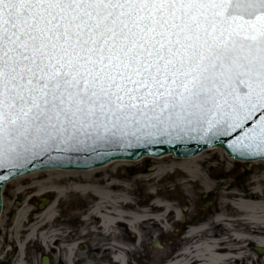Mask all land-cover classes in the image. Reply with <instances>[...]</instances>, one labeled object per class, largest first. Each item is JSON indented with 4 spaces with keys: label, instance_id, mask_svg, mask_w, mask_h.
I'll return each mask as SVG.
<instances>
[{
    "label": "snow or ice",
    "instance_id": "obj_1",
    "mask_svg": "<svg viewBox=\"0 0 264 264\" xmlns=\"http://www.w3.org/2000/svg\"><path fill=\"white\" fill-rule=\"evenodd\" d=\"M193 124L264 159V0H0V162Z\"/></svg>",
    "mask_w": 264,
    "mask_h": 264
},
{
    "label": "rangeland",
    "instance_id": "obj_2",
    "mask_svg": "<svg viewBox=\"0 0 264 264\" xmlns=\"http://www.w3.org/2000/svg\"><path fill=\"white\" fill-rule=\"evenodd\" d=\"M228 158L221 149L203 154L195 168L210 187L203 185L201 181H197L194 186L189 184L188 186H192L190 195H187L185 190L186 173L179 166H176L173 171H169V164L172 160L169 157L163 161L143 158L138 162L127 163L117 168L111 166L103 171L95 172L91 183L87 180L84 181L89 185L104 189L106 182L116 180L119 188L118 193H128L133 206L137 209H147L157 199L176 206L175 209L181 214L177 222L169 223L168 216L160 226L144 224L141 230L142 244L137 263L151 264L152 261H155V264H164L169 252L176 254L183 247L182 239L189 228L207 222L215 212L220 210L227 212V214L225 213L227 216H232L230 218H235L233 203L236 202L238 195L254 193L253 191L258 188V192L264 196V162L249 163L234 159L231 161ZM75 181L77 179L73 177L62 179L61 186H73ZM34 182H40L42 187L49 186L46 175H41L37 179L8 182L2 191L0 264H12L16 260L18 261L20 250L12 243L13 223L17 211L24 204L30 211L23 221V231L19 234V239L24 241L27 229L33 223V218L40 213L39 206L42 200L48 199L52 202L55 198V195L50 192L41 196L37 195V190L31 188ZM92 201L91 192L82 193L70 189L65 197L57 202L55 217L52 222L47 224L46 230L59 229L60 223L67 222L66 219L70 216H76L71 214L70 208L90 207ZM163 213L162 210L155 211L156 215ZM91 216L93 217V215ZM169 226H171L170 231ZM177 231L179 232L177 233ZM157 242L159 244L155 245ZM56 249V247H45L39 242L32 241L23 250L25 264H41L43 256L50 258V264H61L62 258L59 257ZM253 253L256 256L262 255L256 249H253ZM96 263L105 264L104 261ZM111 263L114 264V262Z\"/></svg>",
    "mask_w": 264,
    "mask_h": 264
},
{
    "label": "bare ground",
    "instance_id": "obj_3",
    "mask_svg": "<svg viewBox=\"0 0 264 264\" xmlns=\"http://www.w3.org/2000/svg\"><path fill=\"white\" fill-rule=\"evenodd\" d=\"M216 149L220 148L210 147L189 158L165 154L154 157V159L163 161L165 158H171L169 171H173L176 166L181 167L187 178L185 190L187 195H190L192 186H188L189 184L194 186L197 181H201L203 185L210 187L195 167L203 154ZM222 152L224 151L222 150ZM228 159L233 160L232 158ZM138 161L140 160H113L104 166L87 171L43 169L8 181L11 183L19 180L37 179L41 175H46L48 187H42L40 182H34L31 188L36 189L39 196L49 192L55 195L54 200L49 202L45 208L40 209L39 215L33 218V223L28 227L24 241L19 239V234L23 231V221L30 211L26 208V204L17 211L13 223L12 243L14 247H19L22 256L24 247L32 241L39 242L45 247L55 248L56 246L53 244L63 245L64 240L68 238L62 234L63 229L46 230L47 224L52 222L55 217L56 204L65 197L70 189L82 193L89 191L92 193L93 201L88 216L93 215L91 219L98 224L97 228L100 230V234L107 240V255L114 249V264H140L136 259L130 260L128 252L132 245L135 254L138 244H142V226L144 224L160 226L168 216L169 223L174 224L181 216L175 209L176 206L157 199L147 209H137L133 206L128 193H118L119 188L116 180L106 182L104 189H99L84 181L87 180L91 183V178L97 171H103L111 166L117 168ZM259 161L264 162L261 159L255 160L253 163ZM71 177L77 179L73 182V186H61L62 179ZM253 192L243 196L238 195L236 202L233 203L235 218H230L232 216H227V212L220 210L215 212L207 222L189 228L182 239L183 247L176 254L169 252V256H166L168 261L166 260L164 264H264V196L258 192V188ZM159 210L164 213L156 215L155 211ZM75 245L72 243L63 246L68 257L62 259L61 264H79L72 257L76 253ZM253 249L260 250L262 255L256 256ZM18 262V264H25L21 258ZM88 263L97 264L95 260L80 264ZM105 264L112 263L108 260ZM151 264H155V261H152Z\"/></svg>",
    "mask_w": 264,
    "mask_h": 264
},
{
    "label": "water",
    "instance_id": "obj_4",
    "mask_svg": "<svg viewBox=\"0 0 264 264\" xmlns=\"http://www.w3.org/2000/svg\"><path fill=\"white\" fill-rule=\"evenodd\" d=\"M89 131V135L80 134L76 138L69 136L29 147L20 157L0 162V214L4 185L11 179L38 170L87 171L113 160L136 161L144 156L160 157L165 154L189 158L210 147L222 148L231 158L246 161L262 159L254 148L240 145V137L233 139L232 135L215 128L209 130L207 125L201 127L193 124L182 131L157 133L151 130L152 134L137 132L135 135L130 134L131 130L113 134L103 127ZM46 202H42L40 209L44 208ZM42 264H49L47 257L43 258Z\"/></svg>",
    "mask_w": 264,
    "mask_h": 264
},
{
    "label": "flooded vegetation",
    "instance_id": "obj_5",
    "mask_svg": "<svg viewBox=\"0 0 264 264\" xmlns=\"http://www.w3.org/2000/svg\"><path fill=\"white\" fill-rule=\"evenodd\" d=\"M90 209L91 207L70 208L72 211L71 214L76 216H70L66 219L68 220L67 222L65 221L58 225L60 229H63L61 231L62 234L68 237L64 240L65 243L63 245L56 246L60 258L64 259L68 257L63 246L75 243L76 253L72 256L75 262L83 263L90 260L106 262L108 260H115L114 249L109 255H107V240H105L100 234V230L97 228L98 224L88 216ZM130 248L131 249L128 252L129 259L137 260V257L140 256V245L138 244L136 247L135 254L134 247L131 245Z\"/></svg>",
    "mask_w": 264,
    "mask_h": 264
}]
</instances>
